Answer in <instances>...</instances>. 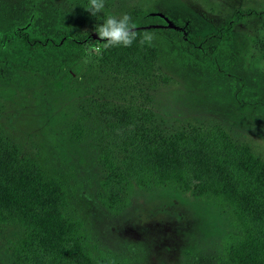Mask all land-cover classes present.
<instances>
[{"label":"rangeland","instance_id":"374dc122","mask_svg":"<svg viewBox=\"0 0 264 264\" xmlns=\"http://www.w3.org/2000/svg\"><path fill=\"white\" fill-rule=\"evenodd\" d=\"M133 10L204 34L236 10L264 13V0H0V32L20 27L84 39L71 56L48 53L28 69L20 67L25 56L0 47V138L63 183L67 213L83 222L91 254L128 264H227L235 230L226 212L155 186L135 187L126 204L110 208L100 185L102 156L115 154L124 114H147V124L162 132L220 126L264 163V16L249 14L233 26L228 56L214 73L182 57L129 68L101 61L99 34ZM22 234L17 224L0 225V264H12Z\"/></svg>","mask_w":264,"mask_h":264},{"label":"trees","instance_id":"16d2710c","mask_svg":"<svg viewBox=\"0 0 264 264\" xmlns=\"http://www.w3.org/2000/svg\"><path fill=\"white\" fill-rule=\"evenodd\" d=\"M249 14L264 16L236 10L214 32L200 34L170 27L152 11L133 10L130 19L116 21L99 34V58L129 68L182 57L214 73L228 56L233 26ZM83 43L69 32L55 37L20 27L0 32V47L28 60L20 66L24 69L48 53L71 56ZM4 62L0 58V69ZM149 120L147 114H124L115 126V154L107 150L102 156L105 204L116 209L127 203L135 187L144 186L170 187L213 202L228 214L235 230L227 240V264H264V163L220 126L188 124L162 132L147 124ZM80 133L76 128L73 136ZM67 207L63 183L46 177L0 138V225L23 229L11 247L12 264H128L87 251L83 222L68 215Z\"/></svg>","mask_w":264,"mask_h":264},{"label":"water","instance_id":"95a60500","mask_svg":"<svg viewBox=\"0 0 264 264\" xmlns=\"http://www.w3.org/2000/svg\"><path fill=\"white\" fill-rule=\"evenodd\" d=\"M168 25V24H167ZM168 26H170V25H168ZM170 27H172V26H170Z\"/></svg>","mask_w":264,"mask_h":264}]
</instances>
